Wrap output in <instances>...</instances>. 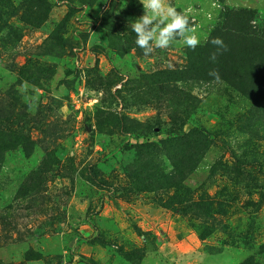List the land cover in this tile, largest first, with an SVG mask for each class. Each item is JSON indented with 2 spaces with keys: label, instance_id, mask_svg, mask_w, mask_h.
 <instances>
[{
  "label": "rangeland",
  "instance_id": "rangeland-1",
  "mask_svg": "<svg viewBox=\"0 0 264 264\" xmlns=\"http://www.w3.org/2000/svg\"><path fill=\"white\" fill-rule=\"evenodd\" d=\"M168 2L198 46L227 10L264 18V0ZM143 14L0 0V264H264V114L179 77L180 40L145 56Z\"/></svg>",
  "mask_w": 264,
  "mask_h": 264
},
{
  "label": "trees",
  "instance_id": "trees-1",
  "mask_svg": "<svg viewBox=\"0 0 264 264\" xmlns=\"http://www.w3.org/2000/svg\"><path fill=\"white\" fill-rule=\"evenodd\" d=\"M252 14L250 10H227L225 19L211 30L206 42L189 48L187 65L177 73L184 81H216V78L208 74L210 70L216 69L219 73L218 80L233 86L264 114V18L260 26H257L252 22ZM217 37L226 45V50L221 49L213 62L210 57L217 46L211 40ZM236 161L244 170L247 163H260L259 159ZM262 165L264 166V162ZM206 236L207 234L199 232L201 239Z\"/></svg>",
  "mask_w": 264,
  "mask_h": 264
},
{
  "label": "clouds",
  "instance_id": "clouds-1",
  "mask_svg": "<svg viewBox=\"0 0 264 264\" xmlns=\"http://www.w3.org/2000/svg\"><path fill=\"white\" fill-rule=\"evenodd\" d=\"M144 7V14L130 22L132 31L136 34V44L148 56L155 49L166 50L173 42L180 40L190 48L199 45L200 39L196 30L190 26V9L178 11L168 0H140ZM211 43L217 50L210 59L215 62L221 49L226 45L220 38H213ZM209 76L219 79L216 69L209 71Z\"/></svg>",
  "mask_w": 264,
  "mask_h": 264
}]
</instances>
